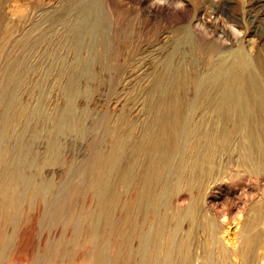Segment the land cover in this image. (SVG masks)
I'll use <instances>...</instances> for the list:
<instances>
[{
	"label": "rangeland",
	"instance_id": "rangeland-1",
	"mask_svg": "<svg viewBox=\"0 0 264 264\" xmlns=\"http://www.w3.org/2000/svg\"><path fill=\"white\" fill-rule=\"evenodd\" d=\"M94 1L105 26L103 58L90 77L72 82L69 74L79 69L64 62L73 56L69 25L78 5L92 0H0V181L10 182L0 187V264H93L84 259L91 249L88 217L98 201L92 179L99 152L116 134L138 138L159 129L152 121L160 97L176 92L169 56L189 75L208 69L212 54L233 48L248 53L258 69L264 65V0ZM228 168L217 170L207 202L229 206L219 218L234 231L244 204L239 196L263 190L264 175L241 170L229 177ZM113 183L122 198L133 194L122 180ZM184 189L174 192V202ZM226 193L235 202L225 203ZM125 210L112 206L113 223Z\"/></svg>",
	"mask_w": 264,
	"mask_h": 264
},
{
	"label": "bare ground",
	"instance_id": "bare-ground-1",
	"mask_svg": "<svg viewBox=\"0 0 264 264\" xmlns=\"http://www.w3.org/2000/svg\"><path fill=\"white\" fill-rule=\"evenodd\" d=\"M78 6L69 25L73 56L64 61L79 69L69 74L72 82L92 75L106 41L100 35L105 26L96 2ZM70 15L68 10L63 18ZM236 49L212 54L208 69L190 75L169 58L174 54L169 56L168 78L176 92L160 97L152 121L159 129L144 131L138 138L116 134L110 146L101 149L92 179L98 201L88 217L89 240L85 239L91 249L86 262L117 264L127 258L130 264H264V189L239 196L244 204L234 231L219 218L229 206L212 208L207 202L224 163L229 177L241 170L257 178L264 175V65L258 69L248 53ZM190 84L193 91H188ZM200 109L203 112L197 114ZM59 124L65 122L60 119ZM116 178L134 190L130 197L118 193ZM8 183L2 180L0 187ZM182 185L185 192L178 194L176 203L173 194ZM39 187L36 184L32 191ZM182 198L188 199L181 202ZM222 198L235 202L232 193ZM115 204L126 210L113 223ZM111 247L115 248L109 252Z\"/></svg>",
	"mask_w": 264,
	"mask_h": 264
}]
</instances>
